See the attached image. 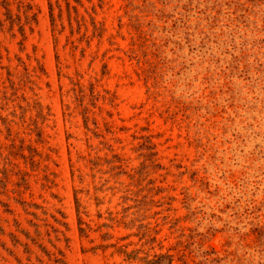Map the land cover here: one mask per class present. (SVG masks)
Returning a JSON list of instances; mask_svg holds the SVG:
<instances>
[{
  "label": "rangeland",
  "instance_id": "obj_1",
  "mask_svg": "<svg viewBox=\"0 0 264 264\" xmlns=\"http://www.w3.org/2000/svg\"><path fill=\"white\" fill-rule=\"evenodd\" d=\"M52 2L0 0V264H264V0Z\"/></svg>",
  "mask_w": 264,
  "mask_h": 264
},
{
  "label": "trees",
  "instance_id": "obj_2",
  "mask_svg": "<svg viewBox=\"0 0 264 264\" xmlns=\"http://www.w3.org/2000/svg\"><path fill=\"white\" fill-rule=\"evenodd\" d=\"M74 3L71 2V0H65L66 2V6H67V12H68V18H69V23H70V26H71V32L74 33V30H75V24L74 22L77 24V29L78 31L81 30V28L86 25V15L85 14H81L80 13V6H83V0H73ZM2 4L5 5L6 7V15L8 17V19L10 20L11 24H14L15 22V18L16 19H19L20 17L16 16L14 17L13 13L11 12V9L9 7V2L8 1H2ZM48 4H49V13H50V20H51V24H52V27L54 28L56 26V23H57V17L59 18H62V13H63V8H62V4L58 2V8H59V11H58V14L56 16L55 14V4L52 2V0H48ZM86 11L88 12V8H86ZM73 12H74V15H73ZM33 19H36V16L35 15H30L28 12L26 13V22L27 23H30ZM92 23L94 25V28H97V25H96V22L94 20V17H92ZM21 29L23 30L24 29V24H21ZM87 27V26H86ZM100 29L103 31V29L100 27ZM102 34V33H101ZM85 34H83L84 36ZM87 118V117H86ZM0 119L6 123L8 120L6 117H0ZM37 130V133H38V136L42 137V132H41V128H39V125L36 123V129ZM24 148H22L23 150ZM26 161H28V159H32L33 158V155H26L23 153L22 155ZM44 170H48L47 168H45ZM8 170L7 169H3L2 172H3V179L0 178V182H1V185L2 187H5L6 185V179L8 178ZM49 175L50 173H47L44 175V178L46 181H50V178H49ZM23 180L19 181L18 183L19 184H23ZM18 184V185H19ZM44 186H50L48 185L47 183L45 184L44 183ZM24 205H34L35 207H39V205L37 203H30V202H27V201H21ZM75 202H76V210H77V214H78V222L79 224L81 225V223H83L82 221V218L80 216V206H81V203H80V199L79 197L77 196V191L75 192ZM32 214L34 215H37L36 212H31ZM62 224L66 225L67 223L65 221H62ZM80 231L81 232H85V228L81 227L80 226ZM28 234V232H27ZM160 264H163V263H160Z\"/></svg>",
  "mask_w": 264,
  "mask_h": 264
}]
</instances>
